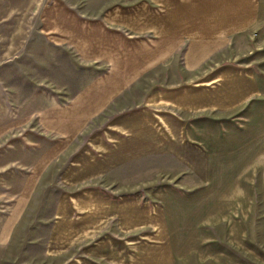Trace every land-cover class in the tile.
<instances>
[{
	"label": "crops",
	"instance_id": "0c3cea01",
	"mask_svg": "<svg viewBox=\"0 0 264 264\" xmlns=\"http://www.w3.org/2000/svg\"><path fill=\"white\" fill-rule=\"evenodd\" d=\"M36 1L0 13V243L57 185L98 264H264V0Z\"/></svg>",
	"mask_w": 264,
	"mask_h": 264
},
{
	"label": "rangeland",
	"instance_id": "374dc122",
	"mask_svg": "<svg viewBox=\"0 0 264 264\" xmlns=\"http://www.w3.org/2000/svg\"><path fill=\"white\" fill-rule=\"evenodd\" d=\"M35 7H40L36 0H0V13L10 9L12 12L30 16ZM1 50L0 44V56ZM22 70V67L17 68L13 61L0 67V72L8 83V94L21 88ZM133 92L134 98L137 97L141 87H137ZM1 102L0 99V104ZM81 139L82 145L86 140L91 143L98 140V121L82 135ZM57 189L55 185L54 195L47 197L44 194L38 197L12 239L7 243H0V264H98L96 239H89L92 242L88 243L87 239H65L66 229L57 226L54 229L53 227L47 229L45 223L41 221L46 215L47 200L58 197L55 195L59 192ZM70 257L72 259H69Z\"/></svg>",
	"mask_w": 264,
	"mask_h": 264
}]
</instances>
